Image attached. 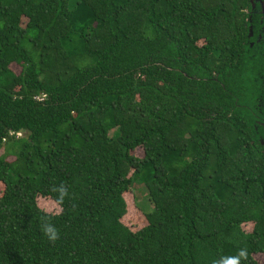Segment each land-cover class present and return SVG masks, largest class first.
Returning a JSON list of instances; mask_svg holds the SVG:
<instances>
[{"label":"trees","instance_id":"trees-1","mask_svg":"<svg viewBox=\"0 0 264 264\" xmlns=\"http://www.w3.org/2000/svg\"><path fill=\"white\" fill-rule=\"evenodd\" d=\"M253 9L0 0V264H213L240 248L242 264H259L264 44ZM61 182L74 200L42 211L37 197L54 201ZM135 183L151 209L132 231L122 219Z\"/></svg>","mask_w":264,"mask_h":264},{"label":"rangeland","instance_id":"rangeland-1","mask_svg":"<svg viewBox=\"0 0 264 264\" xmlns=\"http://www.w3.org/2000/svg\"><path fill=\"white\" fill-rule=\"evenodd\" d=\"M254 0H252L253 3ZM254 4V3H253ZM25 23V20H24ZM13 71L15 73H18L20 71V68L13 64L11 66ZM20 133L18 134V136ZM21 136V135H20ZM22 136H25L24 133H22ZM3 150H0V155H3ZM133 154L137 157H143L144 152L142 148H137L133 151ZM12 158L8 157L7 160H11ZM3 191V185L0 184V195ZM147 192L145 191L144 187H142L140 184H133L129 190L124 194L125 201L127 203V212L125 216L122 219V223L127 226L132 231H137L144 226H146L147 222L144 217V213L146 211H149L151 209V205L148 202V199L146 197ZM37 206L44 212L49 214H56L58 212V209L56 208L55 202L51 200L48 197H37ZM243 230L246 232L251 231L252 224H244ZM255 260L259 264H264V257L261 254L254 255Z\"/></svg>","mask_w":264,"mask_h":264},{"label":"clouds","instance_id":"clouds-1","mask_svg":"<svg viewBox=\"0 0 264 264\" xmlns=\"http://www.w3.org/2000/svg\"><path fill=\"white\" fill-rule=\"evenodd\" d=\"M55 194L54 201L58 212L61 214L64 210L63 206L66 199L74 200V195L68 191L67 186L61 182L59 185H53L50 189ZM75 203L72 204V208L75 209ZM52 217L45 215L41 217L40 229L43 235L48 239L50 243H55L60 238V230L51 222ZM248 259V252L246 248H240L235 255L221 257L218 260L213 261V264H242Z\"/></svg>","mask_w":264,"mask_h":264},{"label":"flooded vegetation","instance_id":"flooded-vegetation-1","mask_svg":"<svg viewBox=\"0 0 264 264\" xmlns=\"http://www.w3.org/2000/svg\"><path fill=\"white\" fill-rule=\"evenodd\" d=\"M253 3L251 0V4L254 7L253 13L255 14V16L257 18V23L261 25V27L258 30L257 36H255V42L262 41L264 44V0H254ZM250 44L252 46V44H254V42H251ZM251 92L252 93H262L263 90L260 89L258 91H251Z\"/></svg>","mask_w":264,"mask_h":264},{"label":"built area","instance_id":"built-area-1","mask_svg":"<svg viewBox=\"0 0 264 264\" xmlns=\"http://www.w3.org/2000/svg\"><path fill=\"white\" fill-rule=\"evenodd\" d=\"M18 134H19V133H17V135H18ZM20 135H21V134H20ZM20 135H19V136H20Z\"/></svg>","mask_w":264,"mask_h":264}]
</instances>
